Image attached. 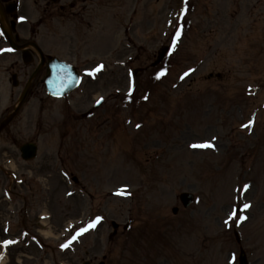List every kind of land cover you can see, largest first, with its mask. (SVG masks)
Masks as SVG:
<instances>
[{"label":"rangeland","instance_id":"374dc122","mask_svg":"<svg viewBox=\"0 0 264 264\" xmlns=\"http://www.w3.org/2000/svg\"><path fill=\"white\" fill-rule=\"evenodd\" d=\"M81 1L83 20L55 13L34 36L45 54L77 65L82 83L59 99L47 95L41 78L32 85L8 129L18 141H37V159L25 162L7 136L0 140L16 162L0 164V195L21 174L35 180L26 191L30 230L43 236V221L36 227L47 212L48 243L57 245L39 251L24 242L6 264H238L240 246L250 264H264V0ZM25 2L29 34L41 5ZM182 7L190 13L179 18L184 33L176 43ZM167 45V57L152 68ZM32 66L23 63L18 87L7 71L0 113L14 108ZM37 176L51 179L46 192ZM15 190L12 198L20 196ZM184 191L196 195L186 209L177 199ZM2 200L0 236L7 221L19 235L21 223ZM236 207L252 219L239 225ZM88 223L72 249L58 250Z\"/></svg>","mask_w":264,"mask_h":264},{"label":"flooded vegetation","instance_id":"af4514ba","mask_svg":"<svg viewBox=\"0 0 264 264\" xmlns=\"http://www.w3.org/2000/svg\"><path fill=\"white\" fill-rule=\"evenodd\" d=\"M3 8H4V11L6 12V18L10 22L12 30L16 31L15 30V29H17L16 23L13 24L14 23L13 22L14 21V19H13L14 14H8L7 13L6 4L3 5ZM1 42H3V43H1ZM4 42H5L4 38L0 36V48L4 44ZM18 55H19L18 58L14 59V60H11V62H9L8 65L5 62L6 61V57L4 55H0V76L2 75L4 77L5 74H6V71L11 73V71L17 72V71L22 69V61H21L22 60V53L19 52ZM3 77H1L2 81H4ZM0 121H1V119H0Z\"/></svg>","mask_w":264,"mask_h":264},{"label":"water","instance_id":"95a60500","mask_svg":"<svg viewBox=\"0 0 264 264\" xmlns=\"http://www.w3.org/2000/svg\"><path fill=\"white\" fill-rule=\"evenodd\" d=\"M55 67H56V69H58V70H60V69L63 70V69H64L65 72H68V70L65 69V68H62V66L56 65ZM68 73H69V72H68ZM69 74H70V73H69ZM66 89H67V88H66ZM64 91L66 92L67 90L63 89V90L60 91V93H64ZM32 155H34V148H31V156H32ZM183 198L186 200V202H188L189 200L191 201V196H189V198H188L187 195H185V196L183 195ZM186 204H187V203H186ZM240 259H241L242 263H246V261H245V257H244L243 255L241 256Z\"/></svg>","mask_w":264,"mask_h":264},{"label":"snow or ice","instance_id":"6c2138e0","mask_svg":"<svg viewBox=\"0 0 264 264\" xmlns=\"http://www.w3.org/2000/svg\"><path fill=\"white\" fill-rule=\"evenodd\" d=\"M23 19V18H22ZM99 102V101H98ZM137 127H139V125H137ZM203 146H205V147H207V146H210V145H208V144H205V145H203ZM245 187H247V186H245ZM245 207H249V205H245ZM99 217L97 218V221H99ZM225 223H227V221L225 222ZM93 227H94V224L92 225ZM86 230V229H85ZM75 238V237H74ZM5 243H9L8 241H5ZM62 247H67V245H63Z\"/></svg>","mask_w":264,"mask_h":264},{"label":"bare ground","instance_id":"6f19581e","mask_svg":"<svg viewBox=\"0 0 264 264\" xmlns=\"http://www.w3.org/2000/svg\"><path fill=\"white\" fill-rule=\"evenodd\" d=\"M0 264H5V262H2V263H0Z\"/></svg>","mask_w":264,"mask_h":264}]
</instances>
